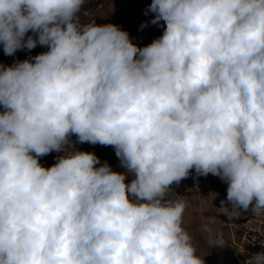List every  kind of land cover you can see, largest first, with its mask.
Listing matches in <instances>:
<instances>
[{
  "label": "clouds",
  "instance_id": "clouds-1",
  "mask_svg": "<svg viewBox=\"0 0 264 264\" xmlns=\"http://www.w3.org/2000/svg\"><path fill=\"white\" fill-rule=\"evenodd\" d=\"M87 2L0 0L4 54L48 48L0 64V264H205L173 185L212 174L221 215H264V0H151L141 29L165 27L143 47L83 23ZM214 223L201 231L223 247Z\"/></svg>",
  "mask_w": 264,
  "mask_h": 264
},
{
  "label": "rangeland",
  "instance_id": "rangeland-1",
  "mask_svg": "<svg viewBox=\"0 0 264 264\" xmlns=\"http://www.w3.org/2000/svg\"><path fill=\"white\" fill-rule=\"evenodd\" d=\"M151 0H88L81 11L83 23L95 20L97 25L116 24L129 33L133 43L143 47L150 44L155 38L163 34L165 24L163 21L156 25L151 23L141 29V24L150 21L154 13H145ZM28 35H32L31 32ZM22 56L28 49L17 50ZM35 54L48 51L47 46L37 45L31 49ZM24 60V59H23ZM0 64L9 65V56L3 52L0 45ZM74 146L80 151L94 152L100 159L101 164L107 162L114 171L123 172L119 158L112 154L108 146L90 143H77V137H71ZM63 153L52 152L45 156V167H51L56 162V157ZM99 166V165H97ZM128 181V177L126 182ZM178 195H183L188 201V207L183 217V227L193 237L197 254L204 258L205 264H235L233 259V241L236 242L247 228H259L264 231V215L253 216L250 211L241 212L236 217H226L219 213L221 201L226 200L227 184L218 176L209 174L197 176L195 170L191 171L188 178L182 180L179 186L173 185ZM170 198L175 199L173 193ZM231 205L229 204V207ZM208 218H215L216 223L211 227L223 233L225 245L223 247H211L207 235L201 231L202 224Z\"/></svg>",
  "mask_w": 264,
  "mask_h": 264
},
{
  "label": "built area",
  "instance_id": "built-area-1",
  "mask_svg": "<svg viewBox=\"0 0 264 264\" xmlns=\"http://www.w3.org/2000/svg\"><path fill=\"white\" fill-rule=\"evenodd\" d=\"M33 51L28 50L24 52L23 56L16 51L12 56H9V65L13 64L15 61H22L23 59H30L31 57L36 56ZM2 111V107H0ZM112 154H115V149L113 146H108ZM40 163L45 165V156L40 158ZM133 177L128 176V181L130 182ZM264 241V231H261L259 228H247L242 233L241 237L237 239L236 242L233 241V259L235 264H244V262L250 258L252 255L258 252H264V247L261 246V242Z\"/></svg>",
  "mask_w": 264,
  "mask_h": 264
}]
</instances>
